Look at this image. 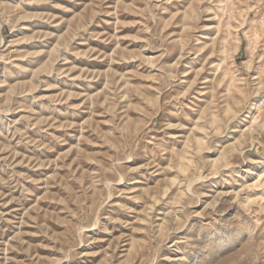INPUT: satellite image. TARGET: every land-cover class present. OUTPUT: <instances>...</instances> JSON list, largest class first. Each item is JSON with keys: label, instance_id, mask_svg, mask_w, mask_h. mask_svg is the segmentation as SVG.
<instances>
[{"label": "rangeland", "instance_id": "obj_1", "mask_svg": "<svg viewBox=\"0 0 264 264\" xmlns=\"http://www.w3.org/2000/svg\"><path fill=\"white\" fill-rule=\"evenodd\" d=\"M0 264H264V0H0Z\"/></svg>", "mask_w": 264, "mask_h": 264}]
</instances>
